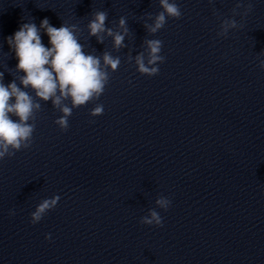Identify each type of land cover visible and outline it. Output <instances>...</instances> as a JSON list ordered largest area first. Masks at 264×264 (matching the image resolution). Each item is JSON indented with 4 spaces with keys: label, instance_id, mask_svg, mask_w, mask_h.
Returning a JSON list of instances; mask_svg holds the SVG:
<instances>
[{
    "label": "water",
    "instance_id": "water-1",
    "mask_svg": "<svg viewBox=\"0 0 264 264\" xmlns=\"http://www.w3.org/2000/svg\"><path fill=\"white\" fill-rule=\"evenodd\" d=\"M176 2L182 18L150 35L143 24L162 10L158 0H0L5 84L19 75L6 38L45 17L78 25L86 53L121 59L99 100L73 109L67 131L41 102L31 148L0 160V264H264V0ZM238 2L252 4L247 16L233 17ZM96 11L113 29L126 17L127 47L89 37ZM225 18L243 27L218 37ZM145 39L163 41L153 77L128 60ZM96 103L104 114L92 117ZM55 195L57 206L30 223ZM159 196L171 200L167 211ZM149 209L162 227L139 222Z\"/></svg>",
    "mask_w": 264,
    "mask_h": 264
},
{
    "label": "clouds",
    "instance_id": "clouds-1",
    "mask_svg": "<svg viewBox=\"0 0 264 264\" xmlns=\"http://www.w3.org/2000/svg\"><path fill=\"white\" fill-rule=\"evenodd\" d=\"M158 2L162 10L155 15L148 13L143 24L150 35L162 30L169 19L179 20L183 15L176 0ZM242 7L243 13H238L236 9ZM251 10V3L245 7L238 2L233 9V17L238 14L247 16ZM107 20V11L93 13L87 24L89 37H96L98 43H103L106 34L112 37L115 50L127 47L124 43L129 33L126 17L119 18L116 29L107 27ZM219 27L217 36L226 38L230 30L242 28L243 24L234 18H225ZM41 31L49 37L50 47L42 42ZM80 31L78 25L67 22H63L59 28L54 27L45 17L39 27L33 21L22 23L13 35L6 38L18 60L15 70L19 75L5 84L4 73L0 72V160L14 157L17 152L31 148L37 113L42 110L41 102L51 101L53 109L62 113L54 123L61 131H67L73 109L98 101L104 93L111 73L118 70L121 59L109 51H105L102 56L86 53L84 45L79 42ZM162 48L163 41L145 39L144 51L135 57L129 54L128 60L134 61L141 75L156 76L160 71L159 64L166 59L161 55ZM261 54L264 55V52ZM259 67L264 70V60L259 61ZM66 102H70V106ZM103 114L104 105L100 103H96L90 111L92 117ZM59 200V195L42 200L30 214V223H39L57 206ZM155 204L159 209L167 211L171 200L159 196ZM9 214L15 215V211L10 210ZM139 222L142 225L163 226V218L155 209H149L148 215L141 217ZM45 238L50 240L51 234Z\"/></svg>",
    "mask_w": 264,
    "mask_h": 264
}]
</instances>
